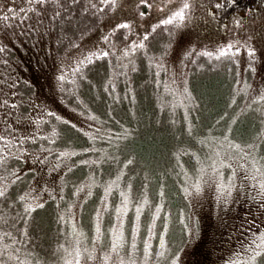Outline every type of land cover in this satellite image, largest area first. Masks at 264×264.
Segmentation results:
<instances>
[{"label": "rangeland", "instance_id": "1", "mask_svg": "<svg viewBox=\"0 0 264 264\" xmlns=\"http://www.w3.org/2000/svg\"><path fill=\"white\" fill-rule=\"evenodd\" d=\"M222 1L0 0V264H264V0Z\"/></svg>", "mask_w": 264, "mask_h": 264}, {"label": "trees", "instance_id": "2", "mask_svg": "<svg viewBox=\"0 0 264 264\" xmlns=\"http://www.w3.org/2000/svg\"><path fill=\"white\" fill-rule=\"evenodd\" d=\"M231 1H234V0H231ZM236 1V0H235ZM242 1H245V0H242ZM218 2V1H217ZM222 2H224L226 5H227V7H228V9H223L222 10V12L221 13H218L217 14V20L219 21V22H222V21H225L227 18H230L231 16H230V14H231V12H233V10L234 9H231V8H229L230 7V4L231 3H228V2H225V0H223ZM264 3V2H263ZM263 3H261V4H259L258 6H257V8L256 9H258L260 6H262L263 5ZM241 7H246L244 4H242V6ZM237 10V9H236ZM235 10V11H236ZM215 11V10H214ZM234 11V12H235ZM233 12V13H234ZM246 12V11H245ZM185 185H186V182H185ZM185 185H184V187H185ZM176 191H177V193H178V195H179V198H180V200H179V198L176 196V194H175V189L174 188H171V192H172V194H174L173 196H172V198H173V201H171V203H172V206H171V208H173V207H176L175 208V212L178 210V208L179 207H184L185 206V204L187 205V212H188V204H187V200H186V198H185V195H183L182 193H181V191H180V189H178V188H176ZM187 215V214H186Z\"/></svg>", "mask_w": 264, "mask_h": 264}, {"label": "flooded vegetation", "instance_id": "3", "mask_svg": "<svg viewBox=\"0 0 264 264\" xmlns=\"http://www.w3.org/2000/svg\"><path fill=\"white\" fill-rule=\"evenodd\" d=\"M235 1V0H234ZM234 1H231L230 3V7L229 8H232L233 7V2ZM220 8H223V9H228V7H227V5L224 3V5L223 6H219Z\"/></svg>", "mask_w": 264, "mask_h": 264}, {"label": "snow or ice", "instance_id": "4", "mask_svg": "<svg viewBox=\"0 0 264 264\" xmlns=\"http://www.w3.org/2000/svg\"><path fill=\"white\" fill-rule=\"evenodd\" d=\"M177 15H179L181 18H183L182 17V14L178 13ZM120 27H127V25H121ZM220 55H225V53L224 52H221Z\"/></svg>", "mask_w": 264, "mask_h": 264}]
</instances>
